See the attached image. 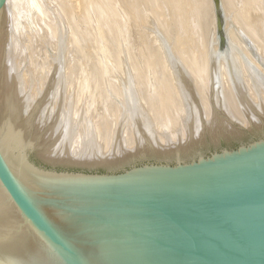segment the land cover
Returning a JSON list of instances; mask_svg holds the SVG:
<instances>
[{
  "label": "water",
  "instance_id": "95a60500",
  "mask_svg": "<svg viewBox=\"0 0 264 264\" xmlns=\"http://www.w3.org/2000/svg\"><path fill=\"white\" fill-rule=\"evenodd\" d=\"M245 130L214 109L193 139L117 164L0 142V264H264V120Z\"/></svg>",
  "mask_w": 264,
  "mask_h": 264
},
{
  "label": "bare ground",
  "instance_id": "6f19581e",
  "mask_svg": "<svg viewBox=\"0 0 264 264\" xmlns=\"http://www.w3.org/2000/svg\"><path fill=\"white\" fill-rule=\"evenodd\" d=\"M26 1L5 0L0 8V142L37 145L76 165L117 164L133 157L141 148L153 145L173 147L193 139L208 125L214 109L241 130H248L264 120V41L252 31L245 30L240 20L238 21L239 16L227 13L230 9L226 12L224 30L229 48L223 52L217 44L215 18L208 17L212 12L210 0H198L201 7L199 15L206 14L205 18L201 16L204 26H210V22L213 26L206 30L205 38L196 46L192 44L183 46L179 38L181 33L178 37H174L175 40L172 42L169 34H167L169 37L166 36L158 25L152 24L154 21L152 23L149 21L148 25H146L148 21L145 22V26L141 27L142 32L147 36L148 50H145L155 58V61L143 64L138 61L141 58L137 60L138 62L132 59L135 55L134 51L129 53V49L125 48L127 42L123 47L120 43L124 42L121 40L118 43L121 46H116L113 41L117 53L112 51L111 47L112 54L118 56L116 58L115 55V59L109 58L112 54L108 53L111 54L107 56L109 59L100 61V47L99 49L94 47L91 51L98 49L95 50L99 55L98 62H92V59L90 61L89 56L94 57L95 54L90 51L91 54L87 55L89 61L76 56L78 60H74L72 56L76 42L73 43L71 39L75 37L72 38L69 34L72 31L71 26L66 27V23L64 24L67 18H64L65 21L62 19L64 15L61 16L63 10L59 2L58 9L61 7L62 12L55 8L58 0L56 2L42 0L52 11L49 16L56 22V27L53 28L51 24L52 29H50L48 28L50 23L45 24V19L41 24L35 23L31 18L33 20L29 26L32 37L26 45L27 41H24L26 35L23 32L29 29L24 28L22 19L25 20V17L23 18L19 12L21 7L27 5H23ZM73 2L76 4L75 0ZM28 4L29 9H35L37 12L35 20H38L39 16L42 17L43 14L40 15L42 10L47 11L44 14H49L47 9L45 11L42 9L45 6L39 7L42 10L39 9L35 0H29ZM76 5L80 8L78 2ZM259 5V8L262 7L261 4ZM249 6L251 5H248L247 9L243 6V9L237 7L240 12L236 13H239L238 15L246 13L247 16L251 12L249 9L253 7L249 8ZM226 7L224 6L228 9ZM262 11L264 13V10ZM22 12L27 14L25 8ZM111 12L113 11L109 13ZM142 14L144 16L145 13ZM148 16L145 15L144 18L147 17L145 19L149 20ZM191 16V14L187 15L189 18ZM46 22L48 23V20ZM191 26H194V20ZM22 28L25 31H22ZM177 31L176 29L178 34L180 31ZM197 33L194 32L196 39L204 31L200 32L198 37ZM48 36L51 38L48 39ZM82 37L80 36V39L83 40ZM91 38L93 39L94 36ZM47 45L52 46V49L48 48L52 51L46 52L43 57L40 52L44 51ZM78 46L80 49L81 46L78 44L77 48ZM152 69H157V75L150 74ZM95 72H97L96 76L93 75Z\"/></svg>",
  "mask_w": 264,
  "mask_h": 264
},
{
  "label": "rangeland",
  "instance_id": "374dc122",
  "mask_svg": "<svg viewBox=\"0 0 264 264\" xmlns=\"http://www.w3.org/2000/svg\"><path fill=\"white\" fill-rule=\"evenodd\" d=\"M26 1V0H25ZM29 1V0H28ZM28 1H26V2H24L23 3V5L24 4H27L28 5V7H27V5H25L24 6V8H25V12L27 13V14H25L24 12H22L23 11V9L24 8H20L19 9V12L22 14V16H23V18L25 19V20H23L22 18V22H24L23 23V26H24V28L25 29H29V30H27V31H25V29L24 28H22V31H25V32H23V33H25V35L26 36H24L25 38V42L27 41V43H26V45H28V42H29V40H30V37H32V35H31V33H32V31H31V29H30V26H29V24L31 23V20H33V21H35V23H41L42 24V21H44V19H45V24H49L48 25V28L50 27V29H52V27L54 28V27H56L55 25H56V22L54 21H52L51 19V16H49V15H51V12L52 11H50V9H49V7H48V5L46 6L45 4H46V2L45 1H43L42 2V0L39 2V0H35V4H37L38 2L39 3H41V4H37L38 6V8L39 7H41L42 8V6L44 7V8H42V9H44V11L47 9L48 10V13L49 14H44V13H47V11H45V12H43V10L41 9V8H39V9H41L42 11V13H40V15L41 14H43L42 15V17L41 16H39V17H41V19L38 17V20H35L36 18H37V15L35 16V14H37V12L35 11V9H29V4H28ZM38 1V2H37ZM57 0H55V2H56ZM64 1V2H63ZM76 1V4H77V2H78V4L80 5V8L75 4V2H73V0H58L57 2H56V4H57V6L55 7L56 9H58V2L60 3V6L62 7H60L62 10H63V12H64V14H63V12L61 11V9L59 8L58 10H60L62 13V15L61 16H63L64 15V17L62 18L64 21L66 20V19H64V18H67V22H68V24H67V22L65 21L64 22V24H65V26L67 27V26H73L72 28L70 27V29L73 31H71V32H69V34L72 36V38L73 37H75V38H73V39H71V37H69L70 39H71V41H73V43L74 42H76L74 45L76 46H74V49H75V52L73 53V56H72V58L75 60V59H77L78 60V58H75V56L76 57H80L82 60H84L85 59V61H89V59H90V61H91V59H92V62H98L99 61V59H98V57H99V55H100V53H101V55H100V61H105V60H107V59H109V58H111V57H114L116 54L115 53H117V52H115L116 51V48L117 47H115L114 46V44H116V46H119L120 44L123 46V45H125L126 44V42H127V44L125 45V48L128 50L129 49V53H132L133 51V53H135V55L133 56L134 58H132V56H131V58L134 60V61H137L138 59H140L141 58V60H138L139 62H142L143 64H148L149 63V61L150 62H154L155 60V58H152L151 57V55L149 54V52L148 51H146V50H148L147 48H148V42H147V40H146V34L145 33H143L142 32V28L145 26V22H147L146 23V25H148V23H152L153 21H154V23H152V24H155V25H158L159 27L158 28H160L162 31H163V33H165L166 34V36H168L167 34H169V38L171 39V41L172 42H174V37H178V35L180 34L181 35V37H180V35H179V38H180V41L182 42V45L183 46H186V44H188L189 46H191V44H192V46L194 45V46H196V44L198 45V44H200V42L202 41V39H204L205 38V34L207 33V31L210 29V28H212V22H210L211 24H210V26L208 27H205L204 26V23H203V18L202 17H204L205 18V16H206V14H201V15H199L200 14V12H201V7H200V5L198 4V0H184V2H183V0L181 1V0H113V1H110L109 2V0H83V2L81 1V0H75ZM86 1V2H85ZM90 1V2H89ZM115 1H117L116 3H115ZM146 1H147V3H146ZM211 1V3H210V6H211V9H212V12H210V16H208V17H213V18H215V1L214 0H210ZM220 1H222V3L224 4V6L226 7V5H227V2H228V5H227V7H228V9H225L226 11H228L229 9L231 10H229L227 13L228 14H230V15H235L236 14V16H239V19H238V21L240 20V23H241V25L243 26V28L245 29V30H250V31H252L253 32V34H255V36H260L261 37V40L262 41H264V13H263V11L262 10H264V9H262V8H264V6H263V4H264V0H258V1H256V0H235V1H237V2H239L238 4H237V2H236V5H235V1L234 0H220ZM223 1H225V2H223ZM242 1V2H241ZM248 1H249V3H248ZM252 1V2H251ZM73 2V5H71V3ZM79 2H81V4L79 3ZM92 2V3H91ZM95 4H94V3ZM101 2H103V3H101ZM114 2V3H113ZM192 2V3H191ZM194 2V3H193ZM232 2H233V4H232ZM241 2V3H240ZM244 2V3H243ZM246 2L248 3V4H246ZM256 2V3H255ZM114 5H113V4ZM186 3H188L189 5H191L190 7H187V6H189V5H187ZM191 3V4H190ZM198 5H197V4ZM232 5H231V4ZM70 4V5H69ZM85 4V5H84ZM97 4V5H96ZM98 4H100V5H98ZM103 6H102V5ZM112 4V5H111ZM116 4V5H115ZM121 6H119V5ZM138 4V5H137ZM147 6H146V5ZM164 4V5H163ZM183 4V5H182ZM244 4H246V6L244 5ZM258 5V7H257V5ZM259 4H261V6L262 7H260L259 8ZM40 5V6H39ZM64 5H65V7H64ZM93 5V6H92ZM108 5H109V7H108ZM130 5V6H129ZM146 7H145V6ZM187 5V6H186ZM197 5V6H196ZM239 5H240V7H239ZM248 5H251V6H253V7H251V6H249V11H251L249 14H247V16H245V14L246 13H243V14H241V15H238L239 13H236V12H240V8L243 6L245 9H247V7H248ZM256 6V10H255V6ZM107 6V7H106ZM143 8V9H141V7ZM169 6V7H168ZM199 6V7H198ZM223 6V7H224ZM76 7V8H75ZM83 7V8H82ZM86 7V8H85ZM100 7V8H99ZM123 7V8H122ZM136 7V8H135ZM176 7V8H175ZM191 7H193V8H191ZM194 7L196 8V9H194ZM226 7V8H227ZM237 7L239 8L238 10H237ZM243 7H242V9H243ZM64 8V9H63ZM70 8V9H69ZM72 8V9H71ZM75 8V9H74ZM85 8V9H84ZM90 8H91V10H90ZM96 8H98L97 10H96ZM120 8V9H119ZM125 8V9H124ZM132 8V9H131ZM141 10H140V9ZM154 8V9H153ZM253 8H254V10H253ZM27 9H28V11L30 12V14H29V12L27 11ZM95 9V10H94ZM102 9V10H101ZM147 9V10H146ZM161 9V10H160ZM172 9V10H171ZM233 9V10H232ZM252 9V10H251ZM22 10V11H21ZM32 10V11H31ZM67 10H69V11H67ZM78 10V11H77ZM99 10V11H98ZM104 10V11H103ZM135 10V11H134ZM138 10V11H137ZM144 10V11H143ZM167 10V11H166ZM189 10V11H188ZM262 11V12H260V11ZM81 11V12H80ZM87 11V12H86ZM94 11V12H93ZM110 11H113V12H111V13H109ZM124 11V12H123ZM127 13H126V12ZM150 11V12H149ZM192 13H191V12ZM196 11H198V13L196 12ZM255 11H257V12H255ZM31 12H33V14L31 13ZM72 12V13H71ZM99 12V13H98ZM102 12V13H101ZM103 12H105V13H103ZM145 13L144 14V16L145 15H149L148 17H149V20H146L145 18H147V17H145L144 18V16H143V14L142 13ZM190 12V13H189ZM235 12V13H234ZM254 14H253V13ZM26 15H24V14ZM81 13V14H80ZM83 13H85V14H83ZM109 13V14H108ZM126 13V14H125ZM130 13V14H129ZM134 13V14H133ZM173 13V14H172ZM211 13H212V15H211ZM226 13V14H227ZM259 15H258V14ZM262 13V14H261ZM80 16H79V15ZM89 14V15H88ZM104 14V15H103ZM107 14V15H106ZM115 14V15H114ZM169 14V15H168ZM190 14L192 15L191 16V18H189V17H187V15H189L190 16ZM193 14H195V15H193ZM253 14V15H252ZM255 14H257L256 16H255ZM28 15V16H27ZM33 15V16H32ZM45 15V17L43 18V16ZM69 15V16H68ZM100 15V16H99ZM112 15H113V17H112ZM128 15V16H127ZM132 15V16H131ZM161 15V16H160ZM197 15V16H196ZM244 15V16H243ZM21 16V15H20ZM49 18H48V17ZM65 16H67V17H65ZM96 16V17H95ZM137 16V17H136ZM151 16V17H150ZM155 16V17H154ZM195 16V17H194ZM202 16V17H201ZM260 16V17H259ZM27 17H28V19H27ZM98 17V18H97ZM101 17V18H100ZM104 17V18H103ZM106 17H107V19H106ZM129 17V18H128ZM131 17V18H130ZM141 17V18H140ZM157 17V18H156ZM161 17V18H160ZM177 17V18H176ZM180 17V18H179ZM251 17V18H250ZM254 17H255V19H254ZM30 18V19H29ZM31 18H33V19H31ZM99 20H97V19ZM143 18L145 19V20H143ZM165 18H167V19H165ZM170 18V19H169ZM175 18H176V20H175ZM196 18H197V20H196ZM213 18H212V20H213ZM258 18V19H257ZM259 18H261V19H259ZM48 20V23L46 22L47 20ZM70 19V20H69ZM80 21H79V20ZM131 19H133L132 21H133V23H132V21H131ZM142 19V20H141ZM156 19H158V20H156ZM161 19V20H160ZM173 19V20H172ZM188 19V20H187ZM189 19H191L192 21L194 20V26H191L190 27V24H191V20H189ZM244 19V20H243ZM29 22H28V21ZM41 22H40V21ZM51 20V21H50ZM69 20V21H68ZM74 20V21H73ZM85 20V21H84ZM88 20V21H87ZM91 20V21H90ZM105 20V21H104ZM135 20V21H134ZM139 20H140V22H139ZM152 20V21H151ZM178 20V21H177ZM180 20V21H179ZM245 21L244 23H243V21ZM32 21V22H33ZM106 21H108V22H106ZM109 21H110V23H109ZM122 21V22H121ZM150 21V22H149ZM165 21H166V23H165ZM167 21H168V23H167ZM172 21H174V22H172ZM215 21V20H214ZM28 22V23H27ZM70 22V23H69ZM85 22V23H84ZM89 24H88V23ZM101 22H103V23H101ZM123 22H124V24H123ZM135 22V23H134ZM156 22V23H155ZM163 22H164V24H163ZM197 22V23H196ZM26 23L28 24V25H26ZM101 23V24H100ZM107 23V24H106ZM172 23V24H171ZM179 24V25H177V24ZM189 23V24H188ZM254 23V24H253ZM41 24H38L39 26H41ZM51 24H52V27H51ZM70 24V25H69ZM84 24V25H83ZM139 24V25H138ZM144 24V25H143ZM161 24V25H160ZM188 24V25H187ZM197 24V25H196ZM259 24V25H258ZM141 25H143V26H141ZM170 25V26H169ZM176 25L178 26V27H176ZM200 25V26H199ZM249 27H248V26ZM255 25V26H254ZM262 25V26H261ZM25 26H28V27H25ZM85 26V27H84ZM99 26V27H98ZM132 26H134V28L132 27ZM136 26V27H135ZM162 26V27H161ZM169 26V27H168ZM171 26H174L173 28L171 27ZM198 26V27H197ZM91 27V28H90ZM95 27V28H94ZM98 27V28H97ZM126 27V28H125ZM128 27V28H127ZM138 27V28H137ZM142 27V28H141ZM172 28V30H173V34L171 33V28ZM194 27V28H193ZM108 28V29H107ZM125 28V29H124ZM181 29L182 31H180L179 29ZM195 28H197V30H195ZM200 28V29H199ZM205 28V29H204ZM207 28V29H206ZM253 28V29H252ZM68 29V28H67ZM90 29H92V30H90ZM132 29V30H131ZM135 29H136V31H135ZM139 29V30H138ZM164 29V30H163ZM168 29V30H167ZM176 29L178 30V31H180V32H178V34L176 33ZM195 31H194V30ZM202 29H204L203 31H204V33L202 34V33H200V32H203L202 31ZM215 29H216V21H215ZM255 29V30H254ZM258 29V30H257ZM105 30V31H104ZM127 30H129V31H127ZM134 30V31H133ZM160 30V31H161ZM166 30V31H165ZM171 30V31H170ZM190 30V31H189ZM207 30V31H206ZM259 30H261V31H259ZM75 31V32H74ZM87 31V32H86ZM103 31V32H102ZM108 31V32H107ZM161 31V32H162ZM27 32H28V34H27ZM79 32H81L82 33V35H81V33H79ZM93 32V33H92ZM111 32V33H110ZM118 32V33H117ZM134 32V33H133ZM142 32V33H141ZM167 32V33H166ZM194 32H198L197 33V37H198V34L200 33V35H199V37L196 39V36H195V34H194ZM262 32V33H261ZM74 33V34H73ZM78 33V34H77ZM88 33V34H87ZM114 33V34H113ZM126 33V34H125ZM130 33V34H129ZM192 33H193V36H192ZM78 35L77 37L76 36H73V35ZM85 34H87V35H85ZM131 34H134V35H131ZM176 34H177V36H176ZM202 34V35H201ZM90 35V36H89ZM103 35V37H101ZM175 35V36H174ZM204 35V36H203ZM217 35V34H216ZM263 35V36H262ZM27 36H28V39H26L27 38ZM80 36H83L82 38H83V40L82 39H80ZM94 36V38L92 39L91 37H93ZM107 36V37H106ZM126 36V37H125ZM133 36V37H132ZM143 36V37H142ZM187 36H188V38H187ZM190 36V37H189ZM86 37V38H85ZM100 37V38H99ZM136 37V38H135ZM141 39H140V38ZM173 37V38H172ZM201 37V38H200ZM49 38H51V36H48V39ZM112 38V39H111ZM120 38V39H119ZM125 38V39H124ZM142 38H145L144 40H142ZM190 38V39H189ZM194 38V39H193ZM75 39V40H74ZM86 39H89V40H86ZM98 39H99V41H98ZM102 41H101V40ZM119 39V40H118ZM123 39V40H122ZM132 41H131V40ZM201 39V40H200ZM79 40V41H78ZM120 40L122 41V42H124V43H120ZM126 40V41H125ZM129 40V41H128ZM193 40L196 42L197 41V43H195V42H193ZM78 41V42H77ZM91 41V42H90ZM93 41V42H92ZM115 43H114V42ZM141 41V42H140ZM170 41V42H171ZM191 43H190V42ZM199 41V42H198ZM80 42V43H79ZM100 42V43H99ZM132 42V43H131ZM138 42V43H137ZM88 43V44H87ZM91 43V44H90ZM114 43V44H113ZM118 43H120V44H118ZM130 43V44H129ZM80 45L81 47H80V49H79V46H78V48H77V45ZM83 44V45H82ZM90 44V45H89ZM110 44H112V45H110ZM86 45V46H85ZM89 45V49H87L88 46ZM98 45V46H97ZM105 45H107V46H105ZM120 45V46H121ZM50 46V47H49ZM82 46H83V49H82ZM103 46V47H102ZM114 46V47H113ZM127 46V47H126ZM141 46V47H140ZM52 46L51 45H47V48H45V49H43L44 51H41L40 52V55H42L43 57L45 56V53L46 52H50L51 53V48ZM91 47H93V48H91ZM94 47H97L98 49H99V47H100V49H99V55H97L96 53H95V50L96 51H98V49H96L95 48V50H93V51H91L92 49H94ZM106 47V48H105ZM113 48V50L112 51H114L115 53H114V55L112 54L113 52H111V49ZM124 47V46H123ZM135 47H137V48H135ZM48 48H51L50 50L48 49ZM91 48V49H90ZM132 48V50H130ZM77 49V50H76ZM109 49V50H108ZM146 49V50H145ZM47 50V51H46ZM83 50H84V52H83ZM137 52H136V51ZM143 50V51H142ZM79 51V52H78ZM80 51H82L81 53H80ZM86 51H88V52H86ZM92 53H95V54H93V56L94 57H96V58H94V57H92L90 54V52ZM106 53H105V52ZM43 52H44V55H43ZM78 52V53H77ZM104 52V53H103ZM140 52H142V54H140ZM146 52V53H145ZM221 52H223L222 50H221ZM75 53H77L78 55L80 54V56H78L77 54H75ZM84 53H86L85 55V57L83 56V54ZM108 53H111L112 54V56H110L109 58L107 57V56H109V55H111V54H109L108 55ZM145 53V54H144ZM47 54V53H46ZM89 56V59H88V56ZM137 55V56H136ZM83 56V57H82ZM146 56V57H145ZM116 58L118 57L117 55L115 56ZM115 57H114V59H115ZM142 57H143V59H142ZM104 58V59H103ZM106 58V59H105ZM136 58V59H135ZM147 58L149 59V60H147ZM87 59V60H86ZM93 59H94V61H93ZM96 59V60H95ZM146 60V61H145ZM137 61V62H138ZM148 61V62H147ZM147 62V63H146ZM96 71V70H95ZM148 71V70H147ZM156 72V73H155ZM153 73V75L155 74V75H157V73H158V71H157V69H152V70H150V74H152ZM94 76H96L97 75V72H95V74H93ZM249 130V129H248ZM248 130H245L244 132L247 134V135H255V134H258L257 132H254L253 134H249V132H248Z\"/></svg>",
  "mask_w": 264,
  "mask_h": 264
}]
</instances>
